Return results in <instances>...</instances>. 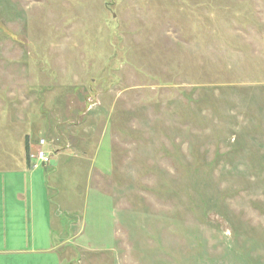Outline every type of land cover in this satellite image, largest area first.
I'll return each mask as SVG.
<instances>
[{
    "label": "rangeland",
    "instance_id": "374dc122",
    "mask_svg": "<svg viewBox=\"0 0 264 264\" xmlns=\"http://www.w3.org/2000/svg\"><path fill=\"white\" fill-rule=\"evenodd\" d=\"M41 138L52 238L1 262L264 264V0H0V154Z\"/></svg>",
    "mask_w": 264,
    "mask_h": 264
},
{
    "label": "crops",
    "instance_id": "0c3cea01",
    "mask_svg": "<svg viewBox=\"0 0 264 264\" xmlns=\"http://www.w3.org/2000/svg\"><path fill=\"white\" fill-rule=\"evenodd\" d=\"M26 133H22L20 139H26ZM26 141L25 153L13 152L0 154V212L9 211V226L12 244L17 247L15 249H0V256L4 253H14L18 255L16 260L21 258V255H27L35 251L36 239L39 240L38 252H47L46 244L52 238L51 227V211L49 208V186L43 181L42 175L47 176L49 163H38L33 168L34 161L29 158V152L34 151L37 146L36 141ZM36 145V146H35ZM34 146V147H33ZM54 154V153H53ZM57 156L55 153L50 160ZM40 168L43 173H39ZM9 192L6 196V192ZM6 215V214H5ZM6 226V224H5ZM5 233H8V228L5 227ZM3 229L1 228L0 217V240L2 238ZM4 232V231H3ZM6 236V235H5ZM30 246V248H29ZM11 260L8 263L1 264H15ZM26 261L18 262L25 263Z\"/></svg>",
    "mask_w": 264,
    "mask_h": 264
},
{
    "label": "built area",
    "instance_id": "2783aa9c",
    "mask_svg": "<svg viewBox=\"0 0 264 264\" xmlns=\"http://www.w3.org/2000/svg\"><path fill=\"white\" fill-rule=\"evenodd\" d=\"M29 158L35 159L36 161L41 163H47L49 161V155L44 150V140L42 138L39 140L38 147H36L34 151L29 153Z\"/></svg>",
    "mask_w": 264,
    "mask_h": 264
}]
</instances>
